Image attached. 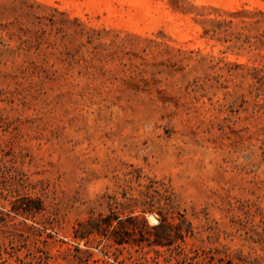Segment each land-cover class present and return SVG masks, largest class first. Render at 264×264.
Wrapping results in <instances>:
<instances>
[{"label": "rangeland", "instance_id": "obj_1", "mask_svg": "<svg viewBox=\"0 0 264 264\" xmlns=\"http://www.w3.org/2000/svg\"><path fill=\"white\" fill-rule=\"evenodd\" d=\"M0 264H264V0H0Z\"/></svg>", "mask_w": 264, "mask_h": 264}, {"label": "trees", "instance_id": "obj_2", "mask_svg": "<svg viewBox=\"0 0 264 264\" xmlns=\"http://www.w3.org/2000/svg\"><path fill=\"white\" fill-rule=\"evenodd\" d=\"M82 236L83 235H77V234L74 235V237H76V238H82ZM118 243H120V241Z\"/></svg>", "mask_w": 264, "mask_h": 264}]
</instances>
